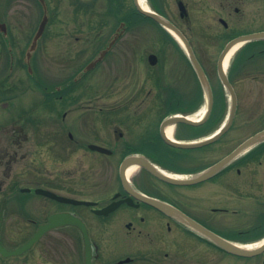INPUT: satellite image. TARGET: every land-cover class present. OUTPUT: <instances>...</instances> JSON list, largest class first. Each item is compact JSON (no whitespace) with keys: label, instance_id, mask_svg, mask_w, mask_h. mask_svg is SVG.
Returning a JSON list of instances; mask_svg holds the SVG:
<instances>
[{"label":"flooded vegetation","instance_id":"obj_1","mask_svg":"<svg viewBox=\"0 0 264 264\" xmlns=\"http://www.w3.org/2000/svg\"><path fill=\"white\" fill-rule=\"evenodd\" d=\"M144 3L0 0V264H264V0Z\"/></svg>","mask_w":264,"mask_h":264},{"label":"water","instance_id":"obj_2","mask_svg":"<svg viewBox=\"0 0 264 264\" xmlns=\"http://www.w3.org/2000/svg\"><path fill=\"white\" fill-rule=\"evenodd\" d=\"M137 10L142 15L155 20L158 24H161V25L164 24V21L160 17H158L155 14L150 13L149 11H145V10L141 9L138 4H137ZM170 29L175 33L176 37H180V35L178 34V32L175 29H173V28H170ZM260 36H262V35H254V36H251V37L238 38V39L230 42L226 46V48L223 51L224 52L223 54L229 52L231 50V48H233L235 45L241 43L242 41L246 40L247 38H253V37L256 38V37H260ZM183 45H184L185 51H186V53H187V55L189 57V60L191 61V65L197 71V74H198L202 84L206 86V82H205L203 74L201 72V68L198 65V63L195 60V58L193 57V54H192L189 46L186 44V42L184 40H183ZM209 100H210V98H209ZM209 106H210V101H209V103H208V105H207V107L205 109L206 111L204 112V116H203V119H202L203 121L207 118V116H208V114L210 112V107ZM180 121H181L180 118L172 117V118H169L166 121H164L162 126L173 125V124H176L177 122H180ZM189 123L191 124V122H189ZM260 138L261 137L255 139V140H252L251 142L259 140ZM233 156H234V154L232 156H230L228 159H231ZM133 163H134L133 158L129 157V158H126L124 160L122 168H121V176H122L123 179H125V176H124V173H123V169L126 166H129V165L131 166ZM143 166H145V168H147V170H149L155 176L159 177L160 179L163 178V175H161L160 173L156 172L151 166L144 165V164H143ZM142 200L145 201V202H148L151 205H154L155 207H157L160 210L164 209V206L161 203L157 202V201H154V200H151V199H147V198H142ZM213 239L215 240L216 244L219 245L220 247H222L225 251H227V252H229L231 254L239 255V256L250 257V256H254L257 253H259V252L264 250V242L261 243V245L255 247V248H245V247L243 248V247H239V246H236V245H233V244H230V243H226V242L220 240L218 237H213Z\"/></svg>","mask_w":264,"mask_h":264},{"label":"rangeland","instance_id":"obj_3","mask_svg":"<svg viewBox=\"0 0 264 264\" xmlns=\"http://www.w3.org/2000/svg\"><path fill=\"white\" fill-rule=\"evenodd\" d=\"M20 66L21 65L19 64V61H15L14 69H13L12 74L9 76V79H8L9 81H11L12 79L14 80L17 77H18V81L19 82L22 81L21 83H23V84L27 81L26 73L24 70L22 71ZM32 70H33L36 78L41 80V82H43V83L52 82V80L50 81V79H52V77L47 72V69L43 68V66L41 64H39L37 61H35L33 63ZM36 102H38L37 96L31 95L30 93H25V91H24L17 98H15L13 101H11V103H10L11 107L13 104H14V106H16L13 108L12 111L9 110L11 107L8 109L9 111L8 110L4 111V110L0 109V117L5 116V115H17V107L33 105Z\"/></svg>","mask_w":264,"mask_h":264},{"label":"bare ground","instance_id":"obj_4","mask_svg":"<svg viewBox=\"0 0 264 264\" xmlns=\"http://www.w3.org/2000/svg\"><path fill=\"white\" fill-rule=\"evenodd\" d=\"M138 4H139V6L142 7L143 9H146V5H145V3H144V0H138ZM236 47H237V46H236ZM236 47L232 48L231 51H230V53H231L233 50H235ZM169 132H170V129H168L167 133H169ZM132 170H133V169H129V170L127 171V175H129V174L132 172Z\"/></svg>","mask_w":264,"mask_h":264}]
</instances>
